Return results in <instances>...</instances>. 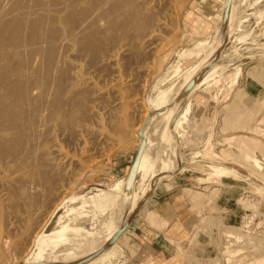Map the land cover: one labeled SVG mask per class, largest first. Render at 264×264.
<instances>
[{
    "label": "rangeland",
    "instance_id": "obj_1",
    "mask_svg": "<svg viewBox=\"0 0 264 264\" xmlns=\"http://www.w3.org/2000/svg\"><path fill=\"white\" fill-rule=\"evenodd\" d=\"M166 1L158 7L165 18L156 10L163 24L160 38H156L159 41L154 40L145 53L135 54L128 49L121 54L113 84H107L103 78L99 80L100 86L105 88L101 96L103 102L99 103L104 111L102 121L94 122L93 133L79 137L82 140L79 143L75 136L62 137L58 132L50 135V146L57 144L55 148L59 151L63 147V157L69 154V190L67 194L62 193L64 198L59 196L64 199L59 209L52 210L58 197L46 202L37 228L7 232L9 243L4 247V257L0 256V264L33 261L37 247L35 243L30 244L29 238L59 229L62 218L71 210L83 214L76 221L78 228L92 231L106 221L107 217L96 224L93 215L86 214L81 199L110 193L118 183L127 181L156 102L164 92L177 88L175 83L183 79L179 71L189 72L200 61L197 54L201 52L202 41L215 39L228 0ZM241 1L244 8L235 25L232 42L228 41L223 50L224 59L229 62L257 53H248L253 50H264V0ZM259 53L263 57L237 61L229 72L226 68L220 70L219 75L229 77L214 79L204 92L196 94L199 99L194 101L184 119L181 147L175 154L180 164L172 169L175 163H167L170 170L167 167L169 171L158 178V190L172 191L179 186L180 193L189 199L191 210L185 216L196 215L190 219V233H180L179 228L172 227L164 234L167 243L161 238L157 241L158 246L165 244V248L156 250L151 243L154 234H132L131 229L140 233L139 229L148 225L147 213L139 216L138 210L129 217L118 247L109 251L104 263L97 264H264V51ZM238 66L242 74L233 81L237 74L232 70ZM111 84L116 88L109 89ZM169 172L174 173L167 179ZM149 181L150 177L143 179L139 175L133 193L138 186L150 185ZM214 198L229 201L237 218L224 220L227 211L211 209L210 202ZM51 203L53 206L49 205ZM43 217L47 219L44 221ZM158 220L159 227L152 229L163 232L167 224L164 226L163 221Z\"/></svg>",
    "mask_w": 264,
    "mask_h": 264
},
{
    "label": "bare ground",
    "instance_id": "obj_2",
    "mask_svg": "<svg viewBox=\"0 0 264 264\" xmlns=\"http://www.w3.org/2000/svg\"><path fill=\"white\" fill-rule=\"evenodd\" d=\"M165 1L0 0L1 258L9 243L7 232L37 228L46 202L64 198L62 193L69 190V154L65 152L63 157V147L59 145L61 150H57L54 142L55 146H50V135L58 132L62 137L75 136L79 143L81 137L93 133L94 122L102 121L104 111L99 104L103 102L104 86L99 80L113 84L121 54L128 49L145 53L154 40L159 41L156 38L163 24L158 7ZM242 4L241 0L227 1L221 31L211 43L199 47L201 61L189 72L179 71L183 79L175 83L177 88L159 97L145 125L132 176L110 193L81 199L86 214L93 215L96 224L107 217L104 224L92 231L78 228L76 221L83 214L69 211L59 229L31 236V242L26 240L37 247L36 257L26 264H97L118 247L129 217L140 209L160 182L158 178L170 170L167 163H176L178 121L196 91L223 60L224 46L235 32ZM112 84L109 89L116 88ZM178 168L182 170L181 165ZM138 174L143 179L150 177L151 183L138 186L134 194ZM63 200L55 201L52 210L62 207Z\"/></svg>",
    "mask_w": 264,
    "mask_h": 264
},
{
    "label": "crops",
    "instance_id": "obj_3",
    "mask_svg": "<svg viewBox=\"0 0 264 264\" xmlns=\"http://www.w3.org/2000/svg\"><path fill=\"white\" fill-rule=\"evenodd\" d=\"M222 27V23L219 27V30ZM232 38L233 35H231L228 39L227 42L229 41L230 43L232 42ZM211 42H205L202 41L201 45L204 44H209ZM225 52H223L222 57L223 60L219 61V65L217 67V69L215 70V72L213 73V75H211V77H208L206 79V81L204 82V84L201 85L200 89L198 91H196L195 95L199 92L200 94L202 92H204L209 84H211L213 82L214 79L216 80H223L229 77V75H220L219 76V71L220 69L223 70L226 68V71H231L230 68L235 65V63L237 61L240 60H236L235 62H229L228 60L224 59L225 56ZM255 56H251V57H256V58H261L263 57L262 55H260V53H255ZM198 56V54H197ZM247 59H250L247 58ZM253 60V59H251ZM201 61V60H200ZM199 61V62H200ZM198 65V63L194 66L196 67ZM193 67V68H194ZM202 67V66H201ZM225 67V68H224ZM234 74H237L236 79H234L233 81L238 80V78L241 76L242 74V69L238 66L236 67L234 70H232ZM220 77V78H219ZM225 77V78H224ZM199 94V95H200ZM194 95V96H195ZM192 97V99L189 101L188 107H187V112L185 114H183L179 121H178V127H177V133H178V145H179V149H180V145L182 143V125L184 122L185 117H187L190 113L191 110V105H193L194 101H198L199 97L196 95L195 97ZM177 145V143H176ZM175 145V149L176 153H178V149L176 148ZM242 149V148H241ZM241 152V150H240ZM179 165V162H176L174 164V167L176 168ZM173 169V168H172ZM170 173H174V172H169ZM170 177H168L167 179H170ZM139 180V174L137 176V181ZM157 186V185H156ZM154 187L152 192L148 195V197L144 200V202L141 204L140 209H138L139 211V216H144L147 213L146 216V220H147V224L145 229H142L140 231V233L137 231V229H131L133 230V233L135 236H140L139 234H141V232H144V234H154L153 239L151 240L152 243V247L156 250L161 251V249L165 248V244H162L161 246H158V239L161 238V240L165 243L168 242V240L165 238L164 234H166L167 231L170 230V228L172 227H177L179 228L177 231L178 232H186V233H190V219L192 217H196V215L192 214L189 215L188 218H186L185 214L186 212H189L191 210V205H190V201L189 199L184 197V194L180 193V189H178V187L172 191H168L166 189H162V190H158V187ZM232 201V200H231ZM229 201H225L224 198L218 199V198H214L211 202H210V208L213 209L216 212H221V211H227V213L224 215V220H230L233 218H237V215H234V210L232 208L229 207ZM232 206V203H231ZM227 207H229V210L227 209ZM236 208V207H235ZM159 219H161L163 221V225L165 226L167 224V229L162 231H159L158 229H152V227H159ZM151 220V221H150ZM146 224V223H145ZM150 243V244H151Z\"/></svg>",
    "mask_w": 264,
    "mask_h": 264
},
{
    "label": "water",
    "instance_id": "obj_4",
    "mask_svg": "<svg viewBox=\"0 0 264 264\" xmlns=\"http://www.w3.org/2000/svg\"><path fill=\"white\" fill-rule=\"evenodd\" d=\"M137 161V160H136ZM135 167V166H134ZM134 169V168H133ZM133 171V170H132ZM132 171H131V173H130V175H129V178L132 176L131 174H132Z\"/></svg>",
    "mask_w": 264,
    "mask_h": 264
}]
</instances>
